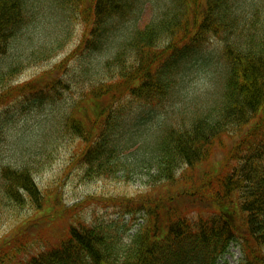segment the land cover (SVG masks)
I'll use <instances>...</instances> for the list:
<instances>
[{
  "label": "trees",
  "instance_id": "trees-1",
  "mask_svg": "<svg viewBox=\"0 0 264 264\" xmlns=\"http://www.w3.org/2000/svg\"><path fill=\"white\" fill-rule=\"evenodd\" d=\"M146 2L158 4V12L144 27L116 39L111 58L93 80L86 77L88 94H81L58 123L64 135L82 141L80 160L88 175L128 181L134 167H153L157 179H150L144 194L130 198L128 212L144 210V224L124 242L120 232L79 222L67 227L60 242L33 251L25 242L17 245V236L25 232L16 229L13 237L1 240L0 260H12L6 253L16 247L26 252H14L17 259L9 264H216L236 242L241 264H264V0H0V61L11 40L32 37L29 31L41 11L68 24L85 18L87 32L78 48L100 52L107 32L114 33ZM214 39L220 41L223 57L218 50L216 56L207 51V42ZM132 53L137 63L130 74L106 81L117 76L121 59ZM202 64L209 66L221 100L186 115L175 99L191 94L187 80ZM17 65V60L0 65L3 93L10 89ZM89 69L85 65L79 73L89 74ZM45 75L18 85V96L57 98L59 88L66 86L59 75ZM125 94L145 105L170 99L182 124L173 125L166 112L164 118L156 116L151 133L140 118L126 116V106L113 107ZM241 130L229 150L234 165L225 171L199 168L223 134ZM0 170L2 198L18 207L27 206V198L35 216L55 219L57 214L50 216L46 208L58 204L40 194L31 167L6 165ZM184 200L195 209L194 219L185 215Z\"/></svg>",
  "mask_w": 264,
  "mask_h": 264
},
{
  "label": "rangeland",
  "instance_id": "rangeland-1",
  "mask_svg": "<svg viewBox=\"0 0 264 264\" xmlns=\"http://www.w3.org/2000/svg\"><path fill=\"white\" fill-rule=\"evenodd\" d=\"M153 2H148L144 8L137 9L135 15L125 19L114 33L109 30L106 44L100 52L86 49L81 51V48H78L82 36L87 32L84 27L85 18L79 17L68 24L63 22L64 19L55 17L54 13L48 11H41L37 17L38 23L31 26L29 35L32 37L28 39L27 36H19L11 40L8 53L2 56L0 61L1 66L16 60L18 63L17 72L10 81L12 85L8 92L3 93V88H0V168L6 165L31 167L33 180L40 194L51 200L53 206L56 203L58 206L52 209L46 208L50 216L57 214L54 220L49 221L47 216L46 220H41L39 215L35 216L38 212L35 207L30 206L31 202L27 198H25L27 206L18 207L19 205L7 202L0 194L2 200L0 243L1 240L9 239L23 230L25 233L18 235L15 241L17 245L25 242L28 250L31 251L34 247L38 248L42 245L50 247L67 236L68 226L78 225L79 222L84 221L102 225L109 231L120 232L123 241L127 242L143 222L146 217L144 210L136 213L127 212L132 208L133 201L131 202L130 198L144 194L149 189L150 179H157L152 174L153 167L149 166L145 169L134 167L130 170L128 181L112 176L88 175L85 173L83 161L80 160L81 149L84 146L82 141L64 135L58 123L71 104H75L81 94L87 93L85 84L88 82L85 78L91 75L90 78L92 77L93 80L96 70L111 58L117 49L116 39L127 37L132 29L144 27L150 22L153 14L158 12V4ZM206 48L215 56L219 51L223 57L222 46L218 39L207 42ZM135 58L133 53L122 58L121 66L115 71L118 78L112 76L106 78V81H120L121 74L124 73L125 77L129 75V70L134 69L137 63ZM85 65L90 67V74L84 72L85 76H83L79 72ZM48 71L51 77L59 75L66 86L65 89L59 88L60 98L52 100L45 97L41 100L32 94H28L27 97L18 96V85L36 80L38 75L47 78L45 72ZM209 71V66L206 64L196 66L191 71L185 86L189 87L191 94L181 97V101L175 99L186 115L194 113L195 110L210 109L216 104L218 97L214 89L216 81ZM217 100L220 101L221 98ZM109 102L110 100H107L104 103L110 104ZM120 103L126 106V116L135 115L136 119L140 118V125L147 123L152 128L153 134L156 116L162 115L164 118L166 112H169L170 122L173 125H181L183 122L179 114L175 113L176 107L170 99H155L153 103L145 105V103L139 104L132 100L129 94H125L118 103L114 102L113 107H119ZM240 133L226 134L221 142L217 141L211 146L208 157L199 168L225 171V166L229 169L234 165L235 161L230 159L229 150L232 140ZM136 147L137 144L133 149H127L125 153L133 152ZM183 204L185 215L194 219L195 209L187 200H184ZM13 248L6 253L9 260L13 259L9 262L0 260V264H9L26 252ZM14 252L17 254L16 257H13ZM242 258L240 245L233 242L217 264H239Z\"/></svg>",
  "mask_w": 264,
  "mask_h": 264
}]
</instances>
